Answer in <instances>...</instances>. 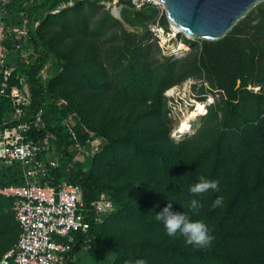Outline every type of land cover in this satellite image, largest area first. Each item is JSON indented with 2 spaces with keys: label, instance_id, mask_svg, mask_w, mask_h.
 I'll return each instance as SVG.
<instances>
[{
  "label": "trees",
  "instance_id": "16d2710c",
  "mask_svg": "<svg viewBox=\"0 0 264 264\" xmlns=\"http://www.w3.org/2000/svg\"><path fill=\"white\" fill-rule=\"evenodd\" d=\"M62 1L4 6L5 26L28 20L30 31L20 40L7 35L0 87L4 69L11 68L9 88L19 86L31 99L27 117L43 107V124L33 136L47 140L50 158L59 162L49 169L48 183L83 188L91 227L75 233L66 264H82L72 256L82 250L87 264H264V1L221 39L182 34L190 50L180 58L163 54L149 25L130 31L100 0H64V9L53 13ZM161 21L169 26L166 15ZM26 48L32 51L27 57ZM191 78L205 79L202 90L223 96L194 134L175 141L165 92ZM58 98L68 104L58 105ZM13 109L0 94V120ZM71 114L88 150L89 131L101 138L98 151L83 160L75 161L70 149L64 121ZM0 162V186L24 183L20 163ZM201 177L219 181V190L191 193ZM102 194L114 208L98 221L91 210ZM218 196L223 203L214 208ZM193 199L201 205L196 210ZM168 202L203 221L212 243L201 248L179 234L168 236L155 219ZM13 204L0 195V258L21 233Z\"/></svg>",
  "mask_w": 264,
  "mask_h": 264
},
{
  "label": "built area",
  "instance_id": "2783aa9c",
  "mask_svg": "<svg viewBox=\"0 0 264 264\" xmlns=\"http://www.w3.org/2000/svg\"><path fill=\"white\" fill-rule=\"evenodd\" d=\"M100 1L114 7L122 4V2H127V4L138 9L148 5L160 7L161 15L149 24L152 40L157 41L165 55L180 58L188 52L190 47L182 36L183 33L177 31L170 23L166 27L161 21L166 12L164 3L158 0ZM9 2L10 0L0 1L2 44H5L7 35H16L17 40H20L21 37L28 36L30 31L28 20H25L23 24L5 26L1 19L5 12L4 6ZM68 4L72 5V0ZM62 9H64V0L52 12L58 13ZM20 15L23 16L24 12L21 11ZM39 25L40 20H36L35 26L38 27ZM16 43L18 47L22 44ZM22 52L25 57L32 53L31 49L28 48ZM7 53L8 48L5 44L0 52V67L5 65ZM47 70L48 65L45 66L41 74L46 75ZM11 73V68L4 69V79L0 87V94L9 97L14 107L9 116L0 120V160L8 164L20 163L24 183L0 186V195L13 199L16 218L21 227L18 240L2 255L0 264H66L68 256L74 248L75 233H86L91 227V222L86 214L87 205L83 200V188L67 181H63L59 185L48 183L49 169L57 167L59 162L55 158H50L48 141H40L33 136V132L36 129L39 130L43 124L44 109L40 107L32 117H27L26 108L30 105L31 99L26 95L23 88L19 86L9 88L8 80ZM189 80L191 79H187L182 84L189 83ZM202 83L208 87L207 82L203 81ZM182 84H177L165 92V95L169 97V102H178L177 96L181 93ZM249 88L258 91L261 87L250 86ZM188 90L192 92L193 103H195L189 116L193 112L196 114L195 117L205 116L209 106L215 102L211 97L212 93L209 95L210 92H206V96L197 101L196 98H199V95L194 88ZM56 102L60 106L68 104V100L65 98H58ZM195 117L188 120L189 125L184 132L180 128H176L172 136L179 139L188 133L192 119ZM72 119L73 115L71 114L64 121L73 140L70 149L75 153V161L83 160L86 153L94 154L98 151L100 142H96L97 138L94 137V132L89 131L90 139L88 141L91 148L88 150L80 142ZM113 208L112 200L106 194H102L100 199L93 203L91 211L94 212L95 219L101 221L102 214L112 211Z\"/></svg>",
  "mask_w": 264,
  "mask_h": 264
},
{
  "label": "water",
  "instance_id": "95a60500",
  "mask_svg": "<svg viewBox=\"0 0 264 264\" xmlns=\"http://www.w3.org/2000/svg\"><path fill=\"white\" fill-rule=\"evenodd\" d=\"M164 3L168 23L190 39L218 40L226 36L257 4L264 0H158ZM120 8L121 14L115 9ZM111 13L132 29L145 27L161 15L160 7L135 8L123 4Z\"/></svg>",
  "mask_w": 264,
  "mask_h": 264
},
{
  "label": "clouds",
  "instance_id": "9594fccd",
  "mask_svg": "<svg viewBox=\"0 0 264 264\" xmlns=\"http://www.w3.org/2000/svg\"><path fill=\"white\" fill-rule=\"evenodd\" d=\"M209 190L218 191L219 181L201 177L189 189L191 193L196 195L207 193ZM222 203L223 198L218 196L213 201L212 207H219ZM200 206L197 199L191 201L193 210L198 209ZM155 219L163 224L168 236L175 237L179 234L185 238L187 244L203 248L209 246L214 239L209 227L203 221L192 220L185 212L173 210L172 202H168L162 210L157 212ZM135 264H145V262L138 260Z\"/></svg>",
  "mask_w": 264,
  "mask_h": 264
},
{
  "label": "rangeland",
  "instance_id": "374dc122",
  "mask_svg": "<svg viewBox=\"0 0 264 264\" xmlns=\"http://www.w3.org/2000/svg\"><path fill=\"white\" fill-rule=\"evenodd\" d=\"M105 5H106V8H110V9H112L114 7L112 5H109L108 3H106ZM121 5H123V4H119L118 6H121ZM117 9H120V8H117ZM125 27L127 29H129L130 31L135 30V29H132V28L127 27V26H125ZM1 37L2 36L0 35V52H1L2 47L5 45V44L1 43V41H2ZM187 45H188V43H187ZM189 50H190V48H189ZM203 80L205 81V79H202V80L198 81L195 78H191V80H189L190 81L189 83H187L188 82L187 81L186 82L187 84H184V85L182 84L183 87H181V93H180L179 96H177L178 102H176V103L175 102H173V103L169 102L168 103L169 108H170V116L173 119V121L171 123V127H172V129H171V137L175 141H180L181 139L194 134L197 131L198 127L200 126L201 122H202V119H201L202 117H195L196 115H193L192 118L193 117H195V118L192 119L191 127H190L189 132L186 133L183 137H181L179 139H175L172 136V133L174 132V130L176 128H178L179 124L181 123V120L184 119L186 116H188L187 118H190L189 114L192 111V109L194 108V106H193V105H195V103H193L194 96L192 95V92H189L188 89L191 90L192 87L194 88V90L199 95V98H196L197 101H200V99H203L206 96L205 95L206 94V90H204V89L202 90V85H203L202 81ZM207 88H205V89H207ZM209 95H211V93H209ZM222 96H223L222 93L217 91V90H214V92H212V95H211V97L215 101L216 100L217 101L221 100ZM96 142H100L102 144L101 138H97ZM99 146H100V144H99ZM1 170H2V163L0 162V172H1ZM13 210L15 211L14 204H13ZM72 256H73L74 260H77L79 257H81V259H82L81 263L82 264H87L85 262L88 259V255H86L85 250H82L79 253L78 252H74Z\"/></svg>",
  "mask_w": 264,
  "mask_h": 264
},
{
  "label": "bare ground",
  "instance_id": "6f19581e",
  "mask_svg": "<svg viewBox=\"0 0 264 264\" xmlns=\"http://www.w3.org/2000/svg\"><path fill=\"white\" fill-rule=\"evenodd\" d=\"M115 12L116 14H121L120 9H115ZM173 26L177 31H180V29L177 26L175 25ZM193 115H196L195 112L191 113L190 118H184L181 120V123H180L181 125H179L178 128H180L182 132H184L188 128V125H189L188 120L191 119Z\"/></svg>",
  "mask_w": 264,
  "mask_h": 264
}]
</instances>
